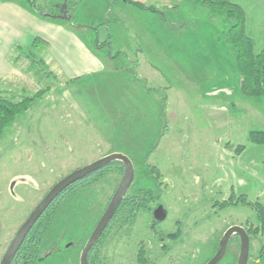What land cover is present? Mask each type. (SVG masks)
Wrapping results in <instances>:
<instances>
[{"label":"rangeland","instance_id":"1","mask_svg":"<svg viewBox=\"0 0 264 264\" xmlns=\"http://www.w3.org/2000/svg\"><path fill=\"white\" fill-rule=\"evenodd\" d=\"M32 1L38 6L45 2ZM70 2H76L71 17L52 22L42 18L32 25L36 47L30 42L31 53L23 49L18 57L23 71L0 93L15 101L36 96L31 110L8 126L0 139V259L19 226L56 182L119 153L134 167V188L127 195L137 188L150 189L159 195L150 208L157 204L165 217L155 232L149 211L140 212L132 224L114 219L96 251L99 262L138 264L143 246L148 264L205 263L229 227L256 224L249 207L219 204L227 203L231 195L264 204V146L248 140L249 132L264 131V99L247 97L240 90L234 54L225 40L231 23L217 20L211 25L207 17L211 10L196 0H184L178 10H164L161 3L149 0L147 5L159 10L148 13L121 0ZM161 20L169 24L163 31ZM187 20L193 25L177 27ZM60 25L78 26L61 34ZM180 31L189 51L187 61L172 54ZM77 34L89 50L94 40L109 39L112 51L125 52L113 62L121 74H102L98 88L90 79L67 84L75 74H90L93 69L87 54L77 49ZM260 41L261 37L256 42ZM98 56L104 54L100 51ZM137 85L151 89L146 103L147 90L141 94ZM163 94L167 100L162 115ZM238 146H244L243 151L237 153ZM147 153L146 164L156 166L162 175L159 188L143 162ZM121 177L113 166L92 188L78 189L69 201L63 199L59 207L63 215L52 228L63 235L61 252L48 264H78ZM66 219L69 224L61 228L57 223ZM178 227L182 230L177 240H158L157 231L173 234ZM77 240L75 249L63 248L67 241ZM263 246L264 236L251 239L250 264L255 259V264H264ZM238 255L239 241L232 238L218 264H237Z\"/></svg>","mask_w":264,"mask_h":264},{"label":"trees","instance_id":"2","mask_svg":"<svg viewBox=\"0 0 264 264\" xmlns=\"http://www.w3.org/2000/svg\"><path fill=\"white\" fill-rule=\"evenodd\" d=\"M31 9H33L38 15L53 19L56 17H62L64 15L70 16V12L72 8L76 6V2L72 3L70 0H45L44 5L38 6L32 0H26ZM110 1V0H107ZM126 4L133 5L134 7L140 10H147L152 12H158L157 8L153 5H146L139 2H134L131 0H121ZM201 3L211 10V19L215 17H225L230 24L226 32L225 40L228 46L231 48L232 53L235 58V65L238 71L241 83L240 90L247 97L253 98H263L264 99V46L259 52L254 51V46L251 38L246 33V17L245 13L241 7L238 5L232 4L229 0H201ZM110 4V3H109ZM71 17V16H70ZM78 25H70V27L77 28ZM81 27V26H79ZM36 39L33 43V49L37 44ZM89 47L90 50L98 55L99 52L104 54L105 58L115 61L119 58L120 55L125 52L121 51H112L111 41L108 39L104 43H99L94 40L93 44ZM29 53H31L29 51ZM78 79L70 80L67 84L72 85L74 82H77ZM148 90H151L150 88ZM41 91L39 92V94ZM36 100V96L28 97L24 96L19 101H15L12 97H4L0 95V139L3 137L5 130L8 126L15 123L18 117H20L23 113L31 110L34 101ZM167 97L163 94L162 104H161V114L163 115L165 104ZM163 106V107H162ZM248 140L250 143L258 146H264V131H251L248 134ZM158 143V141H157ZM156 145L154 146V149ZM244 146H238L236 148V152L239 153L243 151ZM150 153H147L143 157V162L146 164L148 160V156ZM115 167L120 172V175L123 174V165L120 162H114L108 165V167L104 169H100L98 172L94 173L87 179L80 181L77 185L72 186L70 191L86 190L92 188V186L99 181V179L103 176V173L107 169H111ZM146 167L149 172V176L153 179L156 186L159 188L161 184L162 175L159 169L153 165H147ZM85 183H88L84 185ZM134 188L133 183L131 188ZM75 190V191H74ZM72 194V193H71ZM72 195L67 196L69 201ZM159 198L158 194H154L150 189L137 188L134 192L123 199L121 205L117 209L111 223L117 217L121 218L122 224H132L134 219L140 212L150 211V205L153 201ZM63 201V200H62ZM61 201V202H62ZM63 203V202H62ZM59 204V203H58ZM245 205L249 207L255 214L256 224H246L243 227L246 233L249 236L250 243L253 237H262L264 236V204L259 202L251 203L246 200V197L241 195L238 197H234L231 195L230 199L227 203L219 204L221 208H226L227 206H235V205ZM57 203H54L52 207H50L44 215L41 217L39 222L35 225L33 230L31 231L30 236L28 237V241H26L23 249L20 251L19 261L29 263L36 258L35 250L36 244L42 240L43 236L47 234V230L53 231L56 226H52V223L55 221V217L58 219V216L62 217L61 209L59 210V206ZM159 223L160 221H156ZM111 223L109 227L111 226ZM54 227V229H52ZM109 227L102 235L100 240L98 241L95 251L89 254V264H101L99 262L97 256V249L100 243L103 240L106 232L109 230ZM181 227H178L177 231L173 234H162L156 233L159 241H163L164 239L175 241L181 235ZM239 241V239H238ZM264 248V246H263ZM165 249V247H164ZM213 255L206 260V264ZM250 257V256H249ZM252 260L249 259L248 264H250ZM255 264V261H253ZM137 263L138 264H148V259L145 257L144 247L140 246L139 251L137 253Z\"/></svg>","mask_w":264,"mask_h":264},{"label":"crops","instance_id":"3","mask_svg":"<svg viewBox=\"0 0 264 264\" xmlns=\"http://www.w3.org/2000/svg\"><path fill=\"white\" fill-rule=\"evenodd\" d=\"M131 1L139 2L147 5L148 4L147 2L149 0H131ZM156 1L161 3V7L164 10L165 9L178 10L180 5L183 4L184 2V0H156ZM229 1L232 4L241 7L242 10L244 11L246 17V22H245L246 33L253 42L254 51L259 52L264 46V0H229ZM154 4L157 3L155 2ZM196 4L199 5L201 4L200 6L202 8H204L206 11L208 10V8L201 3V0H196ZM144 12L148 13V11H144ZM194 13L196 15L197 11H195ZM188 15L190 16V14ZM157 16L158 17L163 16V11L162 14H160V16L159 15ZM207 17L210 20L211 25L212 23L214 25V23L218 22L217 20L222 21L225 25H229L228 20L226 18L224 19L223 17H215L218 19L213 21V19H211L210 12L209 14L207 13ZM42 18L44 20L49 19L38 15V13H36L33 9L30 8L29 4L25 2V0H0V93L1 91L4 90L5 85L10 80L11 77L14 76L16 78V75L20 76L21 74L20 72L23 71L22 66L18 65L20 61L18 57L20 53H24L23 49L28 50V47L30 46V42L32 44L35 41V36L33 34L31 35V31H32L31 28L32 25H37L36 23L37 20L41 22ZM194 18L192 19L194 20ZM190 20H187L186 24L180 23L179 25H177V27H181V25H193V21ZM48 21L52 22L51 19ZM161 24H162L161 26L162 31L164 30L163 25H169L168 23L165 24V21L163 20H161ZM206 25L209 24L206 22ZM57 27L59 28V32L61 34L64 33V30L66 31V33H68L70 29V25H65V26L60 25ZM177 34L175 35L174 45H172L173 46L172 54L176 56L177 57L176 59H178L179 61H187L186 60L187 58L185 57L189 55V51L186 48L187 45L185 43V40L183 39L184 38L183 33L182 31H180V33L178 35ZM259 37L262 38V41L256 42L259 39ZM74 38L77 39L74 40V42L76 43L78 51H83L85 54H87L88 58L93 63V69H91L92 71H90L91 72L90 74H85V75L81 74L79 76L75 74L73 79L81 78L84 79V81L90 79L92 80V84H93L92 87L98 88L97 78L102 74H107L109 72L113 76H117L119 73L121 74L122 71H120L119 69L116 68V66H114L113 63L114 61H111L105 58L104 56L102 57L94 54L92 51L88 49L87 45H85L86 42H84V40L78 34L77 36H74ZM22 41L25 42L22 43ZM23 44L25 46L22 47ZM150 44L154 48V44L152 43ZM196 45L197 42L193 43V45L191 46H196ZM203 46L204 45H202V47ZM28 51H30V49ZM192 51L196 54L195 50L192 49ZM199 55L202 56L201 51ZM128 70L129 68H127V71ZM71 74L73 75L74 73ZM70 79L73 80L72 77ZM127 82L135 84L134 81L130 79L127 80ZM95 88L91 89V93ZM139 89L141 90L140 92L141 94L142 92H145L147 90V89L143 90L144 88L141 89L140 87ZM148 92L150 93V91L147 90V96L146 94H144L145 95L144 103H146V101L149 98ZM155 106L159 107V102L155 103V105L153 106L154 109Z\"/></svg>","mask_w":264,"mask_h":264},{"label":"water","instance_id":"4","mask_svg":"<svg viewBox=\"0 0 264 264\" xmlns=\"http://www.w3.org/2000/svg\"><path fill=\"white\" fill-rule=\"evenodd\" d=\"M120 162L123 165V175L121 181L115 190L110 202L108 203L105 211L100 217L98 223L96 224L93 232L91 233L83 251L80 256V264H88L87 257L89 252L92 250L94 245L102 237L105 230L107 229L110 221L114 217L117 209L121 205L128 189L130 188L134 179V167L131 161L119 153H112L99 160L86 165L84 167L78 168L59 180L47 193V195L42 199V201L36 206L32 211L27 220L21 225L17 234L15 235L13 241L8 247L2 261L0 264H9L11 258L15 252L21 246L24 238L31 230L33 225L51 204V202L67 187L80 181L87 176L99 171L100 169L108 166L111 163ZM154 216L156 220H162L165 216L161 207H159L155 212ZM237 236L239 239V255L237 259V264H248L250 256V239L245 229L240 226H231L223 234L221 240L219 241L218 249L214 256L206 264H218L219 261L225 254L227 245L229 244L231 238Z\"/></svg>","mask_w":264,"mask_h":264},{"label":"flooded vegetation","instance_id":"5","mask_svg":"<svg viewBox=\"0 0 264 264\" xmlns=\"http://www.w3.org/2000/svg\"><path fill=\"white\" fill-rule=\"evenodd\" d=\"M106 167H108V166H106ZM106 167H104V168H106ZM104 168H102V169H104ZM124 170V169H123ZM98 172V171H97ZM94 173H96V172H94ZM93 173V174H94ZM70 174V173H69ZM93 174H91V175H93ZM91 175H89V176H87L86 178H84V179H87L88 177H90ZM123 175V174H122ZM67 176V175H66ZM122 178V177H121ZM84 179H82V180H80V181H83ZM80 181H77V182H75L74 184H72V185H70L69 187H67L66 189H64L52 202H51V204L47 207V209L43 212V214L39 217V219L36 221V223L33 225V227L31 228V230L28 232V234L26 235V237L24 238V240H23V242H22V244H21V246L19 247V249L15 252V254L13 255V257L11 258V260H10V263L9 264H48L49 263V260H50V258H51V256L53 255V254H55V253H60L61 252V249H60V245H61V240H62V238H63V235H59V233H58V231L59 230H53V231H49V230H47V234H45L44 236H43V238H42V240L41 241H39L38 242V244H36V248H34V250H35V254H36V258L34 259V260H32L31 262H29V263H25V262H21V261H19V256H20V251L23 249V247H24V245H25V243H26V241H28V237L30 236V234H31V231L33 230V228L35 227V225L39 222V220L41 219V217L44 215V213L50 208V207H52V205L54 204V203H57V206H59V205H61L62 204V200L64 199V198H68L67 196H69V195H72V194H74L73 193V191H70L71 189V187L72 186H75V185H77V183H79ZM133 181H134V179H133ZM57 183V182H56ZM55 183V184H56ZM133 183V182H132ZM54 184V185H55ZM86 184H88V183H85L84 185H86ZM53 185V186H54ZM132 185V184H131ZM52 186V187H53ZM51 187V188H52ZM131 187V186H130ZM51 188L45 193V195L41 198V200L38 202V204L42 201V199L47 195V193L51 190ZM72 193V194H71ZM126 195H127V193H126ZM113 196V195H112ZM112 196L110 197V199H109V202H110V200H111V198H112ZM126 197V196H125ZM124 197V198H125ZM158 200V199H157ZM108 202V203H109ZM59 203V204H58ZM37 204V205H38ZM152 204H154V201L152 202ZM36 205V206H37ZM36 206L34 207V209L36 208ZM56 206V207H57ZM159 208V206L156 204V206H155V209H152V208H150V211L149 212H152V218H153V225H152V227H151V229L155 232L156 230H155V226L158 224V223H156L155 222V216H154V212L157 210ZM33 209V210H34ZM32 210V211H33ZM32 211H31V213H32ZM30 213V214H31ZM30 214L28 215V217L30 216ZM27 217V218H28ZM27 218L24 220V222L27 220ZM59 219V218H58ZM100 219V218H99ZM113 219V218H112ZM99 221V220H98ZM112 221V220H111ZM111 221H110V223H111ZM156 221H161V220H156ZM23 222V223H24ZM56 222H58V220H57V218L55 217V221L52 223V226H54V225H56ZM22 223V224H23ZM98 223V222H97ZM96 223V224H97ZM110 223H109V225H110ZM160 223V222H159ZM21 224V225H22ZM61 228H63L66 224H69V221H68V219H66V221H65V223H57ZM21 225L19 226V228L21 227ZM109 225H108V227H109ZM96 226V225H95ZM107 227V228H108ZM19 228H18V230H19ZM95 228V227H94ZM18 230H17V232H18ZM61 230V229H60ZM94 230V229H93ZM107 230V229H106ZM105 230V231H106ZM17 232L15 233V235L17 234ZM93 232V231H92ZM53 233H54V235H53ZM156 233H160V232H156ZM15 235H14V237H15ZM14 237H13V239H14ZM90 237V236H89ZM89 237H88V239H89ZM232 238H234V239H238V237L237 236H233ZM231 238V239H232ZM13 239L11 240V242L13 241ZM88 239L86 240V242H85V245H86V243H87V241H88ZM100 240V239H99ZM98 240V241H99ZM231 241V240H230ZM11 242L9 243V245L5 248V250H4V252H3V254H2V256H1V259H0V263H1V261H2V259H3V257H4V255H5V253H6V251H7V249H8V247L10 246V244H11ZM80 241H67L63 246V248L64 249H66L67 251H70V250H73V249H75V247L78 245V243H79ZM98 243V242H97ZM97 243L94 245V247L92 248V250L89 252V254L90 253H92V252H94L95 251V247H96V245H97ZM85 245L82 247V249H81V251H80V255H79V259H78V264H80V256H81V252L83 251V249H84V247H85ZM228 246V245H227ZM78 247V246H77ZM89 254H88V257H87V262H88V264H89ZM213 256H214V254H213ZM249 259H250V257H249ZM253 264V263H252Z\"/></svg>","mask_w":264,"mask_h":264}]
</instances>
